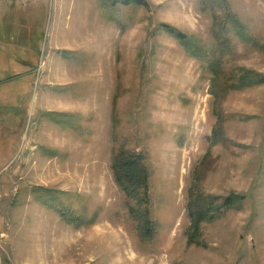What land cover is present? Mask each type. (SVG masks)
Instances as JSON below:
<instances>
[{
  "label": "rangeland",
  "instance_id": "obj_1",
  "mask_svg": "<svg viewBox=\"0 0 264 264\" xmlns=\"http://www.w3.org/2000/svg\"><path fill=\"white\" fill-rule=\"evenodd\" d=\"M263 45L264 0H0V264H264Z\"/></svg>",
  "mask_w": 264,
  "mask_h": 264
},
{
  "label": "trees",
  "instance_id": "obj_2",
  "mask_svg": "<svg viewBox=\"0 0 264 264\" xmlns=\"http://www.w3.org/2000/svg\"><path fill=\"white\" fill-rule=\"evenodd\" d=\"M235 20V19H234ZM236 21V20H235ZM241 27H238V32H241ZM173 33V31H170ZM243 34V33H242ZM175 36V35H174ZM264 46V45H263ZM220 76V75H219ZM248 84V83H247ZM249 85V84H248ZM226 86V85H225ZM224 87V86H223ZM225 89V87H224ZM216 93V92H215ZM220 94L219 96H221ZM113 174L115 180L120 184L121 189L125 192L128 198L136 199L137 203L140 205L148 201V191H149V170L143 161V157L140 153H130L124 150L117 149L115 151L114 159L111 164ZM52 197V198H51ZM54 196H49L48 198L44 195H40V198L44 201V203H50L52 205V209L55 211H59V214L65 218L68 222L73 223V220L77 221L76 225L82 223L80 217L69 215L65 209H60L59 205L55 203ZM201 199L199 200V198ZM196 197L195 199V209L193 211H189V214L194 218L195 222L193 224L194 231H197V225L199 219H202L204 216L210 215L212 210L218 209L219 205H211V203H205L202 209H199L200 201L207 200L204 196ZM242 197L240 195L231 194L223 198L222 206H230L231 202L239 204L241 202ZM199 200V204H198ZM192 205V202L190 203ZM135 210H139L136 209ZM143 219L144 227L149 229L148 218ZM146 232V230H145ZM145 232L142 231L143 235Z\"/></svg>",
  "mask_w": 264,
  "mask_h": 264
},
{
  "label": "crops",
  "instance_id": "obj_3",
  "mask_svg": "<svg viewBox=\"0 0 264 264\" xmlns=\"http://www.w3.org/2000/svg\"><path fill=\"white\" fill-rule=\"evenodd\" d=\"M12 156H13V155H12ZM12 156H10V157H12ZM10 157H8L7 160H8ZM5 164H7V161H6L4 164H2V166L5 165Z\"/></svg>",
  "mask_w": 264,
  "mask_h": 264
},
{
  "label": "bare ground",
  "instance_id": "obj_4",
  "mask_svg": "<svg viewBox=\"0 0 264 264\" xmlns=\"http://www.w3.org/2000/svg\"><path fill=\"white\" fill-rule=\"evenodd\" d=\"M0 200H1V192H0Z\"/></svg>",
  "mask_w": 264,
  "mask_h": 264
}]
</instances>
